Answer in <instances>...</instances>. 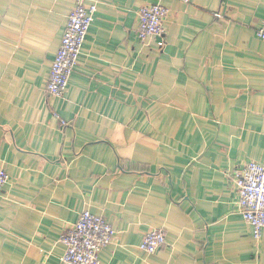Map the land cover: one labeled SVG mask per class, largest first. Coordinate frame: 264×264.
<instances>
[{"label": "crops", "instance_id": "1", "mask_svg": "<svg viewBox=\"0 0 264 264\" xmlns=\"http://www.w3.org/2000/svg\"><path fill=\"white\" fill-rule=\"evenodd\" d=\"M157 1L98 0L53 97L76 0H0V264H64L84 210L116 230L100 264H264L234 187L237 168L264 164V0H163L162 47L138 36ZM154 228L167 245L150 254Z\"/></svg>", "mask_w": 264, "mask_h": 264}, {"label": "built area", "instance_id": "2", "mask_svg": "<svg viewBox=\"0 0 264 264\" xmlns=\"http://www.w3.org/2000/svg\"><path fill=\"white\" fill-rule=\"evenodd\" d=\"M190 2L191 0H181ZM98 0H76L67 27L56 54L46 91L53 97H63L70 79L78 65L89 28L98 10ZM169 8L163 0L145 5L138 12V36L146 41L152 38H163L165 44V22ZM259 38L264 40V26L257 30ZM63 124H66L63 122ZM10 175L0 169V198L6 193ZM234 187L238 196V207L243 217L253 226L255 238H260L264 230V164L251 161L234 171ZM116 230L103 216L89 210L81 212L79 219L64 230L61 242L65 251L61 257L64 264H100L101 251L113 243ZM165 232L162 229H151L144 237L140 247L153 254L166 247Z\"/></svg>", "mask_w": 264, "mask_h": 264}]
</instances>
